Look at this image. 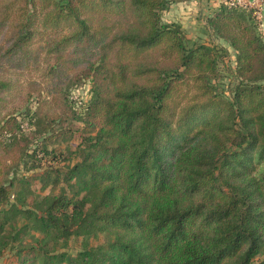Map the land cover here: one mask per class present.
<instances>
[{
	"label": "trees",
	"instance_id": "16d2710c",
	"mask_svg": "<svg viewBox=\"0 0 264 264\" xmlns=\"http://www.w3.org/2000/svg\"><path fill=\"white\" fill-rule=\"evenodd\" d=\"M186 1L0 0V257L264 264L261 21L225 2L207 17L235 52L221 95L213 47L163 21ZM87 81L79 113L65 90Z\"/></svg>",
	"mask_w": 264,
	"mask_h": 264
},
{
	"label": "rangeland",
	"instance_id": "374dc122",
	"mask_svg": "<svg viewBox=\"0 0 264 264\" xmlns=\"http://www.w3.org/2000/svg\"><path fill=\"white\" fill-rule=\"evenodd\" d=\"M208 14L210 15L211 12H208ZM164 15L165 16L163 17V21L165 23H170V22H168L169 19L166 18V14H164ZM206 16L207 15H202L201 18H204ZM203 26L204 25H202V24H199L197 26H193V25H186V27L184 26L186 31H187V34H188V36L192 42L189 45H191L193 43H207L213 47V52H214V55L216 57V61L218 62L217 63L218 68L220 70V76L218 77V79L213 81L212 84L215 87L216 92L218 94H221V95L227 94L228 95L234 89L235 84H236L234 82V78L232 77L231 60H228V45L226 44V42L223 39L212 35L209 32L207 24H206V28H203ZM201 30H202V32H201ZM193 31L194 32L198 31V33H200V34L193 33ZM221 47H224V48L221 49ZM220 51H223V53ZM65 92L67 93L68 101L71 100L73 102L71 104H73L75 109L79 113H81L82 111H84V107L86 106L87 102L92 97L91 83L89 81H87L84 83L78 82L75 84H71L70 86L67 85ZM80 141H81L80 133H77L72 138L65 140L63 145H61L59 148L56 149L59 152L62 151V154L64 155L62 159L64 161L66 160L67 164H73L77 160V154H76L75 148H77L76 146L80 143ZM46 164L49 165L48 162ZM47 165H44V166H47ZM37 181H38V179H37ZM33 237L34 236H32V235L24 236V239H22L21 244L16 243V246L17 245L18 246H22V245L24 246L28 243H32ZM105 240H108V237L102 236V237L97 238V239H91V244L94 245V244H98V243H103ZM81 249H82V243L80 240L71 241L68 248H67V250L72 252V253H77ZM15 252H16V248H14V245H13V247H9L4 252V255L2 257H0V264H14L15 262H18L19 257L17 258Z\"/></svg>",
	"mask_w": 264,
	"mask_h": 264
},
{
	"label": "crops",
	"instance_id": "0c3cea01",
	"mask_svg": "<svg viewBox=\"0 0 264 264\" xmlns=\"http://www.w3.org/2000/svg\"><path fill=\"white\" fill-rule=\"evenodd\" d=\"M224 1L225 0H190L186 2H180V3L172 5L165 12L166 18L169 19L168 22L170 23L179 22L183 24L185 27L186 25L197 26L199 24H202L204 25L203 28H206L207 17H209L208 12L217 11L219 9L221 2H224ZM252 1H256V0H252ZM262 4H263V18L261 20V29L264 35V0H262ZM202 15H207V16L204 18H201ZM193 33L200 34L198 33V31L197 32L193 31ZM228 50L231 55V59H232L231 63L233 66L235 52L229 44H228Z\"/></svg>",
	"mask_w": 264,
	"mask_h": 264
},
{
	"label": "built area",
	"instance_id": "2783aa9c",
	"mask_svg": "<svg viewBox=\"0 0 264 264\" xmlns=\"http://www.w3.org/2000/svg\"><path fill=\"white\" fill-rule=\"evenodd\" d=\"M228 5H240L243 7L254 9L257 18L261 21L263 18V4L262 0H225Z\"/></svg>",
	"mask_w": 264,
	"mask_h": 264
}]
</instances>
